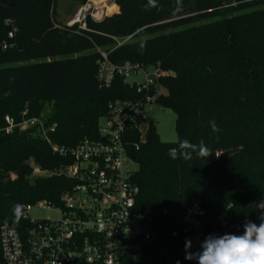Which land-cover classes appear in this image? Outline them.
I'll return each instance as SVG.
<instances>
[{"label": "trees", "instance_id": "1", "mask_svg": "<svg viewBox=\"0 0 264 264\" xmlns=\"http://www.w3.org/2000/svg\"><path fill=\"white\" fill-rule=\"evenodd\" d=\"M58 3L0 0V224L25 227L15 204L59 205L75 185L63 175L34 177L35 167L54 172L71 160L32 131L7 133L6 116L18 124L24 111L41 118L50 105V139L74 147L98 140L111 102L138 97L122 77L100 89V52L116 65L166 73L156 104L176 115L174 143L162 142L152 122L144 142L138 131L128 132L132 180L139 205L152 210L157 238L127 264H188L182 216L194 204L204 209L209 231L223 221L233 234H242L246 220L259 224L253 204L264 199V0H114L108 11H120L87 17L86 30L58 22ZM184 139L203 140L213 155L172 159L168 150Z\"/></svg>", "mask_w": 264, "mask_h": 264}, {"label": "built area", "instance_id": "2", "mask_svg": "<svg viewBox=\"0 0 264 264\" xmlns=\"http://www.w3.org/2000/svg\"><path fill=\"white\" fill-rule=\"evenodd\" d=\"M90 8L84 5L75 19L67 26L80 25L86 30V18L101 20L88 14ZM13 38V34H9ZM131 37L118 41L123 45ZM7 44H4V48ZM97 81L100 89L111 88L117 77L145 73L146 81L134 83L138 97L135 100L111 102L107 113L99 121L98 140H85L74 146L54 144L49 134L56 125L48 127L43 117H29L28 111L16 123L5 117L6 132L15 128L22 132L36 131L47 142L52 152L71 163L60 170L48 172L47 176L63 175L75 181L72 189L62 195L60 204L47 201L23 205L21 217L27 225L15 228L10 223L0 224V264H127L142 252L145 244L156 240L152 226V210L139 205V187L132 180L133 162L128 151V132L134 129L145 141L149 125L144 129L146 106L156 104L161 94L159 79L166 73L155 69L150 77L145 67L130 62L113 64L108 54L100 52ZM127 83V82H126ZM219 155V156H217ZM218 159L221 154H217ZM34 209H48L59 213L60 218L32 219ZM205 211L199 204L185 209L182 216L184 261L185 241H192V252L200 250V242L208 235L220 236L231 233L225 221L213 230L204 224Z\"/></svg>", "mask_w": 264, "mask_h": 264}, {"label": "clouds", "instance_id": "3", "mask_svg": "<svg viewBox=\"0 0 264 264\" xmlns=\"http://www.w3.org/2000/svg\"><path fill=\"white\" fill-rule=\"evenodd\" d=\"M213 132H219L216 121H209ZM213 151L203 140L198 143L184 139L178 141L177 147L168 150L172 159L182 158L185 161L196 158L207 161ZM219 156V155H217ZM259 210L260 223L246 220L242 234L226 233L220 236L208 235L200 242V250L192 252V241H185V259L195 260L197 264H264V199L253 204ZM13 214L18 221L23 216V205L13 206ZM177 264H180L177 261Z\"/></svg>", "mask_w": 264, "mask_h": 264}, {"label": "rangeland", "instance_id": "4", "mask_svg": "<svg viewBox=\"0 0 264 264\" xmlns=\"http://www.w3.org/2000/svg\"><path fill=\"white\" fill-rule=\"evenodd\" d=\"M90 8L88 14L97 16L98 18H103L105 16H109L114 11L110 12L108 11L109 7H112L115 5L114 0H88L87 4ZM83 6L80 5L79 2H76L75 0H59L58 8H57V20L58 22L68 25L75 19L76 14L78 13L79 9H81ZM119 7L118 11L119 12ZM112 13V14H111ZM146 73L152 77V75L155 73V68L153 66H148L145 69ZM146 81L145 73L140 72L136 75H131L126 78V82L130 85L134 83L142 84ZM51 106H46L43 109L42 115L43 118L46 119L51 112ZM103 120H100V123H102ZM154 123L157 133L164 143H174L177 141V133H176V115L173 111L169 109H165L157 104L147 105L146 106V117L145 122L143 123L144 129L150 124ZM32 135L35 137H39V134L37 132L32 131ZM40 138V137H39ZM134 168V165L131 166ZM48 172L40 170V168L35 167V173L34 177H40V176H47ZM14 177V176H13ZM30 217L32 219H52L57 220L60 218V215L56 211H51L48 209H34L30 213Z\"/></svg>", "mask_w": 264, "mask_h": 264}, {"label": "crops", "instance_id": "5", "mask_svg": "<svg viewBox=\"0 0 264 264\" xmlns=\"http://www.w3.org/2000/svg\"><path fill=\"white\" fill-rule=\"evenodd\" d=\"M116 5V4H115ZM117 6V5H116ZM115 13H117V12H115Z\"/></svg>", "mask_w": 264, "mask_h": 264}]
</instances>
